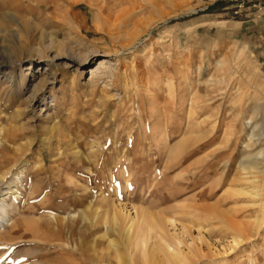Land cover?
<instances>
[{
	"label": "rangeland",
	"instance_id": "obj_1",
	"mask_svg": "<svg viewBox=\"0 0 264 264\" xmlns=\"http://www.w3.org/2000/svg\"><path fill=\"white\" fill-rule=\"evenodd\" d=\"M256 1L0 0V139L21 153L0 183V226H65L59 243L82 263L97 264L78 246L90 242L102 263L132 264L108 219L113 206L145 210L167 219V240L195 264H264V144L249 146L246 125L264 118V63L204 22ZM188 101L189 130L187 106L177 110ZM188 136L191 150L205 147L189 163L203 157L208 171L181 165ZM28 242L1 246L0 264L29 260Z\"/></svg>",
	"mask_w": 264,
	"mask_h": 264
},
{
	"label": "bare ground",
	"instance_id": "obj_2",
	"mask_svg": "<svg viewBox=\"0 0 264 264\" xmlns=\"http://www.w3.org/2000/svg\"><path fill=\"white\" fill-rule=\"evenodd\" d=\"M101 6L102 7H100L98 9L101 17L106 15L105 20L110 19L111 18V17H109L110 14L107 13V7L106 6L104 7V5H101ZM101 20H103V19H101ZM132 45H133V43H132ZM129 50H131V49H129ZM98 73H99L98 70L92 71L91 72V76L92 77H94V76L96 77V75ZM184 105H186L188 110H189L188 111V115H187L189 117V122L187 121V125H186L187 130H189V127L193 124L192 120H193V118H194V116L196 114V108L198 106L195 103V101H191V102L188 101L187 104L185 102H181V103H179V105H177V110L178 109H182ZM190 105H191V107L189 109ZM172 110L175 111L176 108L173 107ZM163 115H165L164 112H163ZM246 125H247V127L251 126V131H252L251 134H249V136H248L249 137V146L250 145L251 146L252 145L256 146V144H258V143H259L260 146L263 145L264 144V118L259 120V124H257V123L253 124V122L250 120V121H248L246 123ZM159 128L161 129V126ZM1 132L4 133V131H2V130H1ZM159 135L160 134L156 132V133L153 134L152 138L156 141L157 140L156 136H159ZM195 139L198 140L195 137L193 138L192 136L191 137L188 136V137L184 138V140L180 143V144H182L181 145L182 148H180V149H182L184 152L187 151L185 153V156H183L184 159H182L181 165L183 167H185L184 168L185 171H189V170L193 169L196 166V164H199V165H201L203 167L206 166L207 167L206 171H208L210 169L212 163L209 165V163L203 161V159H202L203 157L200 158L197 161V163H193L192 165H191V163H189L193 159L194 155H197V154H199V153H201L202 151L205 150V147L203 149L201 148V150H199V149L196 150V151L191 150V149H193L194 143L197 144L196 143L197 141H195ZM13 140H14V138H11V139L7 138V141H9L10 145H13V143H15L14 142L15 140L14 141ZM160 141L163 142V143H166V139L165 138L164 139L160 138ZM0 142H1L0 143V145H1L0 146V152H1V154H0V171L2 169H4V168H8L7 171L0 172V183H2V182H4L6 180L5 178L8 176V173L12 169H14V167H16V165H18V163L20 161L21 153H20L19 150H13L12 147L11 148L10 147L9 148H5V145H6V141L5 140L2 141L0 139ZM167 143L169 144L168 141H167ZM189 150H191V151H189ZM255 154H257V156L263 155L264 154V146L261 149H259V152L255 153ZM76 155L77 154H75L74 156L73 155L70 156L69 160L71 158L72 159H77L78 157H76ZM213 156H214L213 154H210V155H208L207 158L212 162ZM97 157H99V156H97ZM82 159L83 160L81 162L84 163L87 166V168H89L90 171H91V167L94 164L93 161H89L87 159L85 160V158H83V157H82ZM245 159L246 158H242V160H241L242 163L240 164L241 168H243V169L247 167V166H244ZM219 160H221L223 162V158L222 157H220ZM224 160H225V158H224ZM250 161H251V159H250ZM253 167H255V166H253ZM206 173L207 172L204 171V172H202V175H206ZM126 177H128V175ZM193 187H196L195 184H194ZM101 201H97V204H99ZM99 205L97 206L96 210L94 211V213H96V214L99 213V211L101 209V207H99ZM125 210H126L125 208H123V209L119 208L118 209L116 206H113V213H112V217H111L112 220L108 219V221H112L113 222V224H111V222H110V224L114 226V231H115L114 234L116 233V236L118 234L119 237H122L123 242L126 244L128 256L130 257V255H132L134 258H136L134 260V262L131 261L132 264H138L136 262L138 260H141L140 264H195V262L192 260V258L190 256L188 257V255L186 253L184 254L183 251L178 249V247H177L179 245L178 243L177 244L174 243L172 241V239H170L171 237L169 239L173 243H170L167 240V238H166V234H167V231H166L167 219H164L163 217H161L159 215H156V217H153L149 213L144 212L145 210L144 211L140 210V211H143V212L141 214H137L133 218V217H131L130 214H128L129 212H127V210L125 212ZM135 214H136V209H135ZM91 219H90V216H89V220L86 219L87 220L86 224H88V226L91 229L96 228V226L95 227L93 226L94 223L92 224ZM11 221L12 220H10V222ZM168 221L172 222L170 220H168ZM41 224H39V222L36 221L35 219H27V218H24V217L15 219L14 221H12L9 224H2L0 226V247L1 246H6L7 247V245H10L14 241H21L23 243L26 240L29 241L28 243L31 246H34V248H35V249H32V247H31V249L35 250V251L34 252L32 251L31 253H28L27 257L29 258V260L26 257H24V259L25 258L26 259L23 260L22 264H86L85 262L82 263V261H81L82 259H75L73 257V254L68 253L69 251L65 249V248L68 247V244L65 243L63 245V244H60L62 242L59 243V241L62 240V237L64 235L63 233L65 231L64 230L65 226L64 227L60 226L59 230L57 232H55V230H51L46 225V223L42 224L44 226H42ZM84 226H87V225L84 224ZM239 227H240V225H239ZM87 230H89V229H87ZM74 231H75V228H74ZM74 231H72L71 234L74 233ZM81 232H82V236H85V234H87L86 230L81 231ZM239 232H240V235L245 234L243 230H239ZM239 237L240 238H235L232 241L231 245H232V247L234 249L236 247L240 246V244H242L241 243L242 242L241 236H239ZM102 239L103 238H101V240ZM103 241H104V239H103ZM39 242H41V246L39 245ZM99 242H102V241L99 240ZM179 243H181V241ZM78 246H79V248L82 251V256L87 257L88 259L92 260L93 262H96L97 264H104L98 258V256L100 255V252L98 250L99 248L97 250H96V248L93 249L92 246L90 245V242H87L85 244L82 243V244H79ZM108 247H110L109 244H108ZM39 249H42L41 250L42 252H38ZM55 249H56V251L59 252V256L57 258H52V254L55 251L52 252L50 250H55ZM103 250H105V249H103ZM100 257H102V256H100ZM107 257L109 258V255ZM115 259H117V258H115Z\"/></svg>",
	"mask_w": 264,
	"mask_h": 264
},
{
	"label": "crops",
	"instance_id": "obj_3",
	"mask_svg": "<svg viewBox=\"0 0 264 264\" xmlns=\"http://www.w3.org/2000/svg\"><path fill=\"white\" fill-rule=\"evenodd\" d=\"M258 2V4L257 1L253 2L252 5L244 9L234 6L229 7L228 10L227 7L228 11L219 18H212L204 22L214 25L212 28L223 31L230 39H236V42L254 48L259 59L264 63V0ZM230 15L231 17H229Z\"/></svg>",
	"mask_w": 264,
	"mask_h": 264
}]
</instances>
